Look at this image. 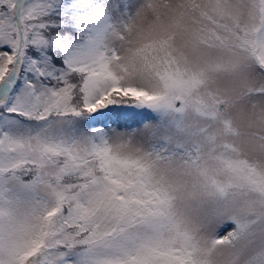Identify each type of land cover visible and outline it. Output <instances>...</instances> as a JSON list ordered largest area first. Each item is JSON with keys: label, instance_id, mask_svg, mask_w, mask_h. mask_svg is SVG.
I'll return each mask as SVG.
<instances>
[{"label": "snow or ice", "instance_id": "6c2138e0", "mask_svg": "<svg viewBox=\"0 0 264 264\" xmlns=\"http://www.w3.org/2000/svg\"><path fill=\"white\" fill-rule=\"evenodd\" d=\"M0 264H264V0H0Z\"/></svg>", "mask_w": 264, "mask_h": 264}]
</instances>
